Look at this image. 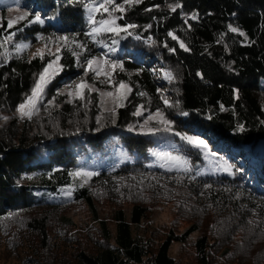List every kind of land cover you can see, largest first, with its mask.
<instances>
[{
  "label": "trees",
  "instance_id": "16d2710c",
  "mask_svg": "<svg viewBox=\"0 0 264 264\" xmlns=\"http://www.w3.org/2000/svg\"><path fill=\"white\" fill-rule=\"evenodd\" d=\"M16 1L24 15L12 26L3 21L0 3V264H264V210L251 205H264V0H115L124 7L114 23L118 34L92 33L85 17L106 0ZM56 36L85 46L80 64L102 61L110 85L94 83L97 90L114 91L121 83L129 88L109 124L97 93L84 89L69 98L59 92L63 82L72 87L75 79L90 80L63 50L60 73L34 114L18 116L53 57L8 52L21 42L43 45ZM157 112L170 126L161 129L163 123L154 121L139 133ZM182 136L202 139L230 171L180 175L197 196L210 191L204 186L215 188L210 205L176 209L186 228L179 231L174 222L143 242L140 227L154 205L167 201L156 182L175 175L151 168L147 155L163 140L199 162L201 148ZM109 146L137 159L100 171L85 185L80 160ZM101 202L112 206L107 219L97 215ZM75 205L89 216L78 231L84 249L57 229L72 226L64 212ZM175 244L191 254L171 258Z\"/></svg>",
  "mask_w": 264,
  "mask_h": 264
},
{
  "label": "rangeland",
  "instance_id": "374dc122",
  "mask_svg": "<svg viewBox=\"0 0 264 264\" xmlns=\"http://www.w3.org/2000/svg\"><path fill=\"white\" fill-rule=\"evenodd\" d=\"M16 2V0H0L1 6L5 9L3 21L7 24H9V22L11 21L12 25H14L24 15ZM101 4H105L108 8V11H104V9L99 8V5ZM122 12L114 11L113 5L107 4L106 1H102V3H99L98 5L95 4L94 6L89 7L85 12V17L88 21H90V24L93 25V28L95 27L100 29L98 33H109L112 31H106L105 29L113 28L114 24L109 23L101 25L100 21L107 20L115 22ZM92 21H95V23H92ZM60 37L64 36H56L48 39L47 42L43 45L33 44L29 41L21 42L14 47L12 52H8L9 55H21L22 53L26 52L30 56H34L39 55L37 54V50H42V55H50L53 57L52 61L50 62L52 64V67L49 68V71L46 74V82L40 81V78L38 80V82L42 85V91H40L38 93V96L34 98V107L28 104L29 98L24 102V104L26 105L25 111H30L31 115H22L19 111V107L17 110L18 116H20L21 118H28L34 114L38 104L42 100L43 93L46 87L60 73V57L58 55L59 52L63 50L64 52L72 55L74 60L79 63L78 68L80 70L89 72L90 80H88L87 83H84L86 85L84 89L98 94V100L100 101L101 109L102 111L106 112L109 124L112 114L111 110L113 109V107L119 108L123 105L124 101L129 95V88H120L119 85L114 91H108L106 89L97 90L94 87V83H98L102 87L110 85V83L105 82V80L103 79L105 74L108 72H104L102 61L100 59H92L91 61H93V64L91 68H89L88 66L89 60L80 64V60L77 59V55L86 53L85 46L82 45V43L76 42L69 38L67 41H64L60 39ZM25 45L27 47H25ZM8 57V55H5V58ZM57 57H59V59H57ZM69 82L70 81L61 83L59 92L67 95V97L69 98H72L77 95L78 90L75 88V85L79 84L80 81H78V79L73 80L70 85L72 87H69ZM70 92L72 93V95H69ZM106 93H112V95L108 96L106 95ZM32 96L33 92L30 97ZM160 120V116H157L156 114L146 117L144 122L140 125V128L138 130L139 133H144L145 131H147V127L150 123ZM160 127L161 129L164 128V124H161ZM158 143L159 144L155 145L147 155L150 162L149 166L151 168L160 169L163 172L175 175L169 178H160L156 182V185L168 194L167 201L161 200L159 203L154 205L151 211L150 219L145 221L140 227L139 235L140 238H142L143 242L147 241L150 232L155 231L162 226H170L174 222H177L179 231L185 229L187 224L177 220V217L175 216L176 209H181L184 211H200L204 207H208L210 205L208 197H210V195L214 197L215 193L217 192L216 189H212L210 186H204V189H210V191L200 192V196H197L195 194H192L190 190H186V187L189 185V183H186L184 179L180 177V175L184 176L186 173H193L198 176L216 177L226 172L224 165L221 163L219 155L216 152L211 151L210 145L206 149L201 148L198 150L200 154L199 162H191L190 158L184 156L181 157L180 155L175 153L178 149V146L172 143L170 144L168 143V141L163 140H160ZM164 153H168L173 157H179L180 159L179 161L169 160L166 157H163L162 154ZM103 155L106 156L103 157ZM136 159V157L131 158L127 156V154H125L121 148L109 146L102 152L95 154L89 153L85 155L80 160L81 168L79 175L81 176L82 182L85 185H88L90 182V178L93 175L98 174L100 171L108 170L114 172L119 166L131 164ZM199 188L200 190L202 189L201 187ZM64 195L66 201H69L68 193L65 192ZM251 205L253 206L252 208L254 211H256L260 207L261 210H264V205L258 201H252ZM125 210H127V207H125ZM110 211H112V206L110 204L104 202L96 204V212L100 219H107L110 215ZM64 217L71 221L72 226L68 227L58 223L59 225H57V229L59 230V232L67 234L68 236H72V238H74V240H76V242L84 249L85 245L79 238L78 231L89 218L86 209L79 205L71 206L65 210ZM208 244L212 245L213 243L208 241ZM190 254L191 252L187 248L179 244L173 245L169 253L170 257L173 259H178V257L181 255ZM18 255L20 262H22L24 259V255L22 254V252H20ZM182 262L184 263V261ZM9 263L16 264L14 260H11L6 264ZM186 264H189V262H187Z\"/></svg>",
  "mask_w": 264,
  "mask_h": 264
},
{
  "label": "snow or ice",
  "instance_id": "6c2138e0",
  "mask_svg": "<svg viewBox=\"0 0 264 264\" xmlns=\"http://www.w3.org/2000/svg\"><path fill=\"white\" fill-rule=\"evenodd\" d=\"M139 2H140V0H124V3L125 4H128V5H131L133 3H139ZM106 3L113 5V10L114 11H120V12L124 11L123 5H117V4H115V0H106ZM178 6L179 5H177V7ZM99 8L104 9V11H108V8L106 7L105 4L99 5ZM172 10L175 11V8H173ZM36 20L39 21L40 20V17L37 16L36 17ZM92 23H95V21H92ZM109 23L114 24L115 22L114 21H107V20L100 21V24L101 25H105V24H109ZM9 26H12V22L11 21L9 22ZM128 27H134V25H128ZM105 30L106 31H113V32H116L117 34L120 31V29H117L115 27L110 28V29H105ZM230 30L233 31V32H236L237 31L236 28H231V27H230ZM99 31H100V29L95 28V27L92 29V33H98ZM92 33H89V35H91ZM240 35H244V34L243 33H240ZM169 36H171L173 40L176 39V37L171 32L169 33ZM60 39H62L64 41H67L68 40V37H60ZM25 47H27V46L25 45ZM180 47L181 48H184L185 51H188V49L184 46L183 43H181ZM37 54H39V55L42 56V50H37ZM57 59H59V57H57ZM105 63H107V61H105ZM92 64H93V61L89 60L88 61L89 68H91ZM51 67H52V64L50 63L44 69V72L41 73V75H40V81H45L46 82V74L48 73L49 68H51ZM167 76H168L169 79H172L170 73H168ZM85 87H86V85L83 82L75 85V88L78 90L77 91V95H80L81 94V91ZM119 87L120 88H126L127 86L124 85L123 83H121ZM40 91H42V85H41V83L38 82L37 85H36V88L33 89V96L32 97H29V99H28V104L29 105H32L34 107V98L38 96V93ZM69 95H72V93L70 92ZM106 95L111 96L112 93H106ZM141 95H143V93ZM167 103H168V101L165 100V104L166 105H167ZM25 109H26V105L25 104H21L20 105V108H19V111L21 112V114L22 115H28V116H30L31 115V112L30 111H25ZM139 114L140 113H139V110H138L137 115H139ZM156 115L161 117V120H160L161 123L165 124L166 126H170V122L167 121V120H164L163 117H162V115H161V113L157 112ZM183 115H187V113L185 112V113H183ZM150 119H151V117H150ZM149 131H152V130L149 129ZM181 138L184 139V140H186L188 143L193 144V145H195L197 147L204 148V149H206L208 147V145L202 139H198V138L191 137V136H182ZM162 155H163V157H166L169 160L179 161V159H180L179 157H173V156H171L168 153H164ZM225 170L226 171H230V169H228L227 167H225ZM88 175H91V174H88Z\"/></svg>",
  "mask_w": 264,
  "mask_h": 264
}]
</instances>
